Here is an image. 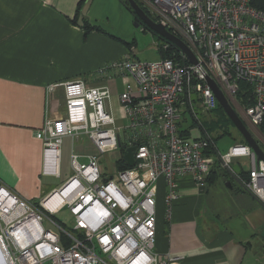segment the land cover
Here are the masks:
<instances>
[{
    "label": "built area",
    "instance_id": "built-area-1",
    "mask_svg": "<svg viewBox=\"0 0 264 264\" xmlns=\"http://www.w3.org/2000/svg\"><path fill=\"white\" fill-rule=\"evenodd\" d=\"M136 1L185 42L196 63L178 48L179 58L153 62L134 58L129 49L95 78L122 79L119 111L110 85L79 77L50 87L63 89L64 110L37 132L45 174L60 176L64 138L75 142L86 136L96 153L82 162L73 147L72 176L39 202L0 186V264H181L156 252L158 199L164 191L170 217L182 180L189 176L203 187L217 161L230 169L233 159L250 158L243 187L264 206V161L248 145H235L215 159L207 151L216 144L188 125V115L199 117L197 108L220 107L208 78L237 104L246 126L263 122L264 12L251 0ZM170 44L163 40L161 49ZM241 82L250 85L251 106L237 103ZM118 119L126 122L124 136ZM132 147L135 163L129 166L124 155ZM106 155H111L110 172L101 164ZM64 210L73 219L70 230L54 218Z\"/></svg>",
    "mask_w": 264,
    "mask_h": 264
},
{
    "label": "crops",
    "instance_id": "crops-1",
    "mask_svg": "<svg viewBox=\"0 0 264 264\" xmlns=\"http://www.w3.org/2000/svg\"><path fill=\"white\" fill-rule=\"evenodd\" d=\"M80 1L0 0V186L32 202L59 189L47 183L52 175L44 172V146L37 139L47 118L63 115V89L50 87L85 76L91 85L111 86L119 111L122 79L95 78L104 65L125 57L127 41L93 24V0H84L76 21L85 19L103 32L86 36L82 21L73 22ZM65 139L82 162L96 153L86 136L64 138L62 146ZM218 165L228 174L212 175L203 187L189 176L182 180L170 217L161 193L156 252L181 264H264V206L243 187V169L235 168L240 163L232 162L231 170Z\"/></svg>",
    "mask_w": 264,
    "mask_h": 264
},
{
    "label": "rangeland",
    "instance_id": "rangeland-1",
    "mask_svg": "<svg viewBox=\"0 0 264 264\" xmlns=\"http://www.w3.org/2000/svg\"><path fill=\"white\" fill-rule=\"evenodd\" d=\"M88 10V16L93 19V24L98 23L97 25L101 26L103 29L115 33L118 37L124 39L127 42L134 43V46L131 50L132 54L134 55V58L141 60L142 62H153L161 59L159 52L162 48L163 40H161L158 36L152 34L150 31H144L143 25L136 27L135 18L131 13H129L125 9V7L122 5V3H120L119 0H93L90 5H88ZM127 50L129 51V49ZM120 84L122 86L121 80L118 81V88ZM228 102L237 112V114H240L237 108V104L231 101ZM237 103L239 104L238 101ZM197 112L199 117L196 119L193 118L191 115H188V125L192 126L193 132H196V126L199 125L198 127H201L204 122L210 123L212 121H217L218 119L216 111L208 112L197 108ZM125 125L126 122L122 121V119H118L117 126L122 127V136L125 135V131L123 129ZM247 126L249 127V131H251V135L253 136V138L256 140L260 148L264 151V137L261 135L257 128H251L248 124ZM204 131L206 136L210 140H212V138H215L217 135L222 134L223 132L221 129H218L215 132L209 133L206 127H204ZM229 131L232 135H225L221 139L215 141L216 154L213 155L215 159H218V155H224L228 153L231 147H234L236 144L242 142L241 137L239 135L240 133L235 129V127L230 126ZM71 157L72 153L70 142L68 141V139H65L64 144L62 146L61 177H47V183L50 184L52 188H60L61 185L64 184L65 181H67L72 176L73 172L71 167ZM110 158L111 155H106L101 161V164L105 165L109 172L112 171V166L110 165L109 161ZM232 162L240 163V165H236L235 168L240 169L241 167L245 171H250V158H237L233 159ZM226 174H224V170L219 169V176L224 177V175ZM54 218L58 221L66 223L68 230H70V227L73 224V219L70 217L69 212L67 210H64L59 214L55 215Z\"/></svg>",
    "mask_w": 264,
    "mask_h": 264
},
{
    "label": "trees",
    "instance_id": "trees-1",
    "mask_svg": "<svg viewBox=\"0 0 264 264\" xmlns=\"http://www.w3.org/2000/svg\"><path fill=\"white\" fill-rule=\"evenodd\" d=\"M120 1L127 8V10L134 16V13L131 10V7L129 6L127 0H120ZM83 3H84V0H81L80 3H79V6L77 8L76 18H75V20L73 22L75 24L80 25L79 22L82 21L81 22V23H83L82 24V27L85 29L86 36L89 35L93 30H98V31H102L103 32V30L100 29V27L94 26L93 24H90L85 19H82L81 21H78V20L76 21V19H78L80 17V15H81V8H82ZM250 5L254 9L264 12V0H251L250 1ZM143 27H144V31H150L145 26H143ZM151 33L154 34L153 32H151ZM123 44L127 46V49H131L134 46V43H132V42L127 43V42H124L123 41ZM159 53H160L161 59L179 58L180 57L179 50L173 44H170V47L167 50L161 49ZM237 101L239 102L240 105H244V106H251L252 103H253V100H252V90L250 89V85L247 84L246 82H241L240 83V90H239V92L237 94ZM216 115L218 116L217 121H212L210 123L204 122L201 125V127H198L199 125L196 126L197 129L200 130V133H202L203 137H207L206 134H205V131H204V127L207 128V131H209V133L210 132H215L218 129H221L223 131L222 134L217 135L215 138H212L213 141L211 143H213V144H216L215 141L221 139L225 135H232L230 133V131H229V127L230 126L234 127L233 123L231 122V120L229 119V117L226 115V113L224 112V110L221 107H219L217 109ZM193 126H194V124H193ZM257 129L259 130V132L261 133V135L264 137V120L258 126ZM198 134H199V132H198ZM240 137H241V141L242 142H240L239 145L246 144L241 135H240ZM207 154L208 155H214V154H216V149L214 148V145L209 148V151H207ZM121 167L124 168V167H127V165L122 164V165H120V168ZM219 169H221V168L219 167L218 162H216L215 165H214V167H213V169H212V171H211V173H210V175H209V177L207 178V180H209L210 177L212 178L214 175L217 176L218 175V172H219ZM249 176H250L249 171L247 172V171L241 170V174H240V178L239 179L241 181H246V180H248ZM157 224H158V219H157ZM157 230H158V227H157Z\"/></svg>",
    "mask_w": 264,
    "mask_h": 264
},
{
    "label": "water",
    "instance_id": "water-1",
    "mask_svg": "<svg viewBox=\"0 0 264 264\" xmlns=\"http://www.w3.org/2000/svg\"><path fill=\"white\" fill-rule=\"evenodd\" d=\"M131 10L134 13L135 18V26L139 27L140 25L145 26L155 35L160 37L162 40L167 41L173 45H175L180 51L186 55L192 63H196L195 57L192 54L191 50L185 44L183 40L178 38L169 32L165 27L160 24H157L151 17L144 11V9L140 6V4L136 0H127ZM208 84L212 88L214 94L216 95L219 106L224 110L226 115L229 117L231 122L233 123L235 129L240 133L245 143L253 150L255 155L257 156L258 161H264V151L260 148L256 140L251 135L248 127L244 123V121L240 118V116L236 113L233 107L229 104L226 97L220 91L219 87L215 84L213 80L210 78L207 79ZM136 148H129L124 155L125 161L129 166H134V152Z\"/></svg>",
    "mask_w": 264,
    "mask_h": 264
},
{
    "label": "clouds",
    "instance_id": "clouds-1",
    "mask_svg": "<svg viewBox=\"0 0 264 264\" xmlns=\"http://www.w3.org/2000/svg\"><path fill=\"white\" fill-rule=\"evenodd\" d=\"M249 129V128H248ZM251 132V131H250ZM236 145H239V144H236ZM243 145H247V144H243Z\"/></svg>",
    "mask_w": 264,
    "mask_h": 264
}]
</instances>
